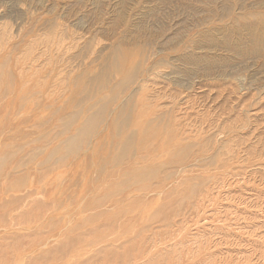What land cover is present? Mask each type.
<instances>
[{"label":"rangeland","instance_id":"1","mask_svg":"<svg viewBox=\"0 0 264 264\" xmlns=\"http://www.w3.org/2000/svg\"><path fill=\"white\" fill-rule=\"evenodd\" d=\"M0 264H264V0H0Z\"/></svg>","mask_w":264,"mask_h":264},{"label":"bare ground","instance_id":"2","mask_svg":"<svg viewBox=\"0 0 264 264\" xmlns=\"http://www.w3.org/2000/svg\"><path fill=\"white\" fill-rule=\"evenodd\" d=\"M184 186H185L186 189H190L189 188L190 186L187 183H184Z\"/></svg>","mask_w":264,"mask_h":264}]
</instances>
